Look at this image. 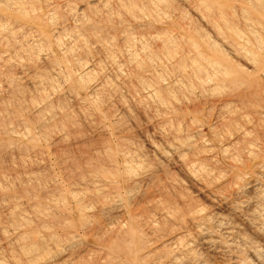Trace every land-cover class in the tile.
Wrapping results in <instances>:
<instances>
[{
	"label": "bare ground",
	"instance_id": "1",
	"mask_svg": "<svg viewBox=\"0 0 264 264\" xmlns=\"http://www.w3.org/2000/svg\"><path fill=\"white\" fill-rule=\"evenodd\" d=\"M0 45V91L14 104L28 96L25 82L34 95L29 100L28 92V108L56 122L58 83L69 100L93 110L95 96L118 86L135 107L166 119L172 139L162 140L166 150L152 147L164 159L156 165L124 141L82 157V166L69 162L77 184L65 193L52 181L58 187L42 188L44 201L26 186L51 182L48 176L25 172L19 198L0 185V264H264V0H0ZM92 54L100 58L86 67ZM113 80L120 81L115 90ZM180 104L192 108L183 112ZM11 110L0 105L11 118L0 124L2 137L10 135L0 141V160L35 150L36 135L17 118L19 108L17 119ZM200 110L209 112L212 131L224 133L215 143L202 135ZM239 133L218 153L229 172L217 177L230 180L226 192L205 196L209 207L135 213L159 166L180 163L194 177L204 168L185 157L198 144L210 155Z\"/></svg>",
	"mask_w": 264,
	"mask_h": 264
},
{
	"label": "rangeland",
	"instance_id": "2",
	"mask_svg": "<svg viewBox=\"0 0 264 264\" xmlns=\"http://www.w3.org/2000/svg\"><path fill=\"white\" fill-rule=\"evenodd\" d=\"M187 14H189V18L192 19L191 21L194 23L196 28H199L200 31L202 30L204 35L210 37L209 40L210 39L214 40L213 35L208 31V29L204 26L202 22L196 19V17L193 16L189 11H187ZM1 50L2 51L5 50L4 45H0V52H2ZM92 55H93V59L92 60L90 59V61H88L86 67H90L92 64H94L95 61H97V58H100V57L96 58L94 54ZM40 67L43 66L39 65L37 68L41 69ZM46 70L47 69H45L44 71L42 69V71L44 72H49L48 70L47 71ZM80 72H82V70L78 71L77 74H80ZM156 72L159 73V71ZM109 73L110 72H108V74ZM108 76L111 75L109 74ZM165 76L163 75L162 78H164V83L166 84L169 82L167 80L168 76L167 77ZM113 81L114 82L111 83L112 90H115L114 87H116V85L120 81H115V80ZM53 84L56 85V83ZM21 85L25 88L26 91L24 92V95L28 94L29 96V94L31 93L29 100H31V97L34 98L33 97L34 95L32 94L33 91L31 92L29 89L30 87L29 86L27 87L25 82L21 83ZM58 85H60V83H58ZM58 85H56L57 86L55 90L56 97L54 96L55 101H52L53 104L51 111L53 113H56L57 115L60 113L62 117L58 118L56 122L48 121L47 113L41 109H39L38 111L30 110L29 108L31 102L30 101L28 102V96H25V98L27 99L26 100L24 98L25 102L22 100L24 103L23 105L21 104L22 101L21 103L18 104L20 100H18V102L16 101L17 104L16 102L14 104L13 101H10V99L6 98L5 96L6 94L4 95L0 91V105L1 104H3V106L5 105L7 110L12 109L10 111L11 115H14L12 113H15L19 108L18 113L20 114L21 118L19 117L18 113H17V118L25 121L27 123L26 126L28 125L30 126L28 127V129H30L29 130L30 133L31 130H33L32 131L33 136L36 135L37 137L36 138L34 136V138L36 139L32 141L34 142L35 150L33 148L32 150L27 152L28 154L26 153L24 156L12 154L11 156L1 158L0 168L3 171L0 169V176H1L0 185H2V187L6 186L3 188L7 190L6 192L8 194L11 195L14 194L13 196L18 198L22 196L21 189H23L22 186L24 185L22 184V186L20 185L16 186L18 185L16 184V182L18 183L19 178L20 179L23 178L25 176V172L27 171L28 172L26 175L29 176L35 173V176L34 177L32 176L33 178L35 177L38 178L42 175V177L48 176V178L52 179L51 182L46 181L47 183L49 182L48 184L42 183V185L44 184L45 187H43L40 183H36L35 180L33 179V182L31 181L30 183H33L34 187L36 186L39 191L36 190L37 188L34 189L32 184L30 183H28L27 186L25 185L26 188L34 192L32 193V195L36 194V192L37 193L39 192L42 201H44L41 195V191H43L42 188H45L44 190L48 191L52 189L53 186L54 188L61 186L59 188L62 189L63 187V191L67 193L72 185L77 184L74 176L72 175V173H70V171L72 170L70 168L69 162L76 163L79 160L77 163L79 166H82L83 159H85L86 157L93 156V153H95L99 149H102L103 147L106 146L114 147L115 144L116 145L121 144L120 143L121 141H124V143L128 142L130 146L134 148L140 156L143 157L145 156V160L147 159V161H149L151 164L156 165L157 163L162 162L164 160L163 158L160 157L159 152L157 153L154 152L153 148L157 147L158 149L166 150V146L162 140L164 139V137L166 138L169 137L168 138L169 141H172V139L170 137L171 134L168 132L167 128L166 129L162 128V125L164 123L163 120L166 121V119L162 120V118L158 116L159 114L154 113L153 112L154 108L151 109V107H149L150 109L149 108L139 109L138 106L135 107L128 98V96L126 97L125 90L118 89L117 86L115 92L114 91L108 92L104 97L103 96L98 97V95L95 96V98L97 99L95 100L99 101L96 102L95 104V100H94V104L96 105V106L94 105L95 110L88 109L87 107H83V105L80 103H75L69 100V98H67L66 95H63V93H65L63 89L64 86H62V84L60 86ZM25 86L27 87V89ZM57 90L58 92H56ZM137 95L138 93L136 94V97ZM34 100L35 99H33L32 102ZM8 103L10 109H8L9 108ZM20 104L21 106H23V109L20 107ZM17 105L19 107H17ZM188 106L186 104L185 105L180 104L179 107L177 108H179L178 110H183L184 112L186 109L189 108L190 110L192 108L190 105ZM206 107L207 105L205 106H202V104L200 105V109L201 108L205 109ZM13 109H15L14 110L15 112L13 111ZM20 109H22V112L20 111ZM201 112H199V115L196 114V116L202 119V121H204L203 123L206 125L202 128L201 131L202 135L206 139L209 138L215 143L216 139L214 138V136L220 135L221 133H223V131L220 127L219 128L216 127L217 130L215 129L216 132L214 134L215 130L212 131L211 128L212 126H214L213 122L208 119L209 112L204 110ZM159 113H164V112L161 110ZM2 118H4V120H2ZM14 118L17 119L15 115ZM206 118L208 120H206ZM9 119L11 121V118ZM9 119L8 118L6 119L5 116H3L2 114V116H0V121H1L0 124L3 125ZM7 124L8 122L5 125ZM243 129L247 131L248 130L251 131L252 127L245 126ZM19 132L21 133V131ZM18 133H16V135L20 134ZM2 134L3 133L0 132L1 135L0 141L2 139L1 142H4L6 139H8V137H10V135L2 137ZM240 137H242V135L239 133L237 135H233L229 139H226L219 145L216 144L218 146L217 149L210 155H208L207 153L202 154L201 152L204 149L205 144L202 143L198 144L196 149L199 152L197 153L196 151L195 155L192 156L190 155L187 158L185 157V159L189 161L196 160L198 165L200 166L202 165V167L204 168L203 171L205 173L199 172L201 169L198 170V172L196 171L199 166H197L196 169L193 168L195 174L192 171L191 175L194 174L192 175L194 177H191L188 174H186V171L183 170L180 163H175V164L163 163V165L159 166L155 171V175L153 176V179L149 187L146 188L147 191L145 190L146 191L144 195L145 197L144 198L142 197V201L139 199L140 202L137 201L136 203H133L134 207L136 204H138L136 206L137 208L135 209L133 208L134 210L138 209L137 211H135V213H139V211L142 210L143 213H161L160 210L162 207L175 209L178 213H185L187 210H199L203 207L205 208L209 207L210 204L208 200H206L205 196H207L208 193L210 192H214V191L216 192L217 189L226 192L227 184L229 183L230 180L229 177L224 178L225 176L224 172H229L228 169H224V165L222 164L223 163L222 159H224L225 157H223L222 155H218V153L220 152L222 147L232 144L233 141L240 140ZM67 158L68 159L71 158L72 160L73 159L74 160L71 161L70 159L67 161ZM208 158L212 160H208ZM21 160L24 161L23 163L25 166L21 164L22 163ZM63 160H65V162H63ZM79 162H82L81 165L79 164ZM61 164H64V166ZM206 169L208 172L210 171L208 174L206 173L207 171H205ZM30 171H32L33 173ZM1 172L3 173L1 174ZM219 172H223L222 174L224 175L223 179L219 178L220 176L217 177ZM36 174H40V176H36ZM14 177L15 179L17 177V179L15 180ZM55 177L57 179H55ZM13 179L15 180V182L13 181ZM52 181H55L54 183L58 186H56ZM58 182H60L61 184L60 183L58 184ZM51 183L54 185H52ZM48 186L49 188H46ZM67 187L70 188L67 189ZM1 188H0L1 191L4 190ZM18 188L21 190L20 192H18L19 191ZM8 190L10 191V193ZM4 192L5 191H3V193ZM32 195L30 196L32 197ZM36 196H34L35 199L40 200L38 194H36ZM45 201L48 202L46 199ZM207 204H209V206ZM3 214L4 211L3 210L1 211L0 209V215L3 216ZM0 240H1V235H0ZM5 244L6 243H4L3 240H1L0 248H5ZM83 254L84 253H82V255ZM85 256L86 255H83V257Z\"/></svg>",
	"mask_w": 264,
	"mask_h": 264
}]
</instances>
